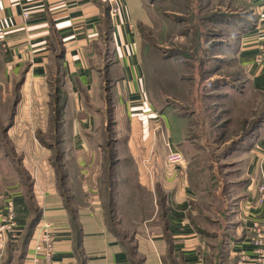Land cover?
Returning a JSON list of instances; mask_svg holds the SVG:
<instances>
[{"label":"crops","instance_id":"0c3cea01","mask_svg":"<svg viewBox=\"0 0 264 264\" xmlns=\"http://www.w3.org/2000/svg\"><path fill=\"white\" fill-rule=\"evenodd\" d=\"M247 1L254 18L239 30L234 54L252 88L264 93V66L255 60L264 54V0ZM10 108L11 122L0 128V209L13 201L21 234L2 251L0 264H34L42 222L52 224L55 262L136 263L108 224L101 166L107 156H115L110 200L115 208L131 204L140 264H169L167 255L181 264H237L241 254L246 264H258L251 239L254 222L264 223V120L235 153L241 157L232 182L236 203L217 254L209 255L191 219V160L175 166L161 153L166 137L185 154L191 148L189 119L149 97L131 0H119L114 16L106 0H0V118ZM144 141L142 164L135 149ZM35 209L40 221L28 234Z\"/></svg>","mask_w":264,"mask_h":264},{"label":"rangeland","instance_id":"374dc122","mask_svg":"<svg viewBox=\"0 0 264 264\" xmlns=\"http://www.w3.org/2000/svg\"><path fill=\"white\" fill-rule=\"evenodd\" d=\"M252 7L247 0H131L149 97L161 110L189 119L191 148L186 154L182 147L176 148L184 154L185 163L191 160L187 172L196 194L191 219L205 239L209 255L217 254L218 249H213L220 247L236 203L237 187L232 182L238 176L241 157L235 153L246 135L264 120V93L252 88L234 54L239 28L246 19L254 18ZM19 94L14 91L11 97L18 99ZM7 110L0 118L1 131L11 122L13 110ZM109 127L115 129V125ZM158 132L163 138L161 126ZM163 141L161 153L168 154L174 146L167 137ZM141 148L135 150L139 162L145 164L139 154L147 150L146 141ZM114 157H105L101 164L106 170L103 196L107 220L127 244L135 264H140L133 250L136 226L128 209L131 204H123L122 210L110 200L114 187L109 164ZM148 197L144 190L145 207ZM148 212L145 208L143 216ZM167 261L181 264L168 255Z\"/></svg>","mask_w":264,"mask_h":264},{"label":"built area","instance_id":"2783aa9c","mask_svg":"<svg viewBox=\"0 0 264 264\" xmlns=\"http://www.w3.org/2000/svg\"><path fill=\"white\" fill-rule=\"evenodd\" d=\"M22 2L24 0H17ZM110 7L112 16L119 11V0H106ZM257 63L264 66V54L258 53L255 57ZM167 161L171 165L180 166L185 163L184 154L177 148H170L167 154ZM259 200L264 202V183L259 187ZM38 231L34 237L33 243V261L34 264H62L53 259L55 250V241L52 230V224L42 222L38 224ZM252 242L256 246L258 264H264V223L255 221L252 227ZM21 229L16 222L15 207L12 200H9L3 209H0V255L2 251L11 242L17 241L20 237ZM248 261L246 255L241 254L237 264H246Z\"/></svg>","mask_w":264,"mask_h":264},{"label":"trees","instance_id":"16d2710c","mask_svg":"<svg viewBox=\"0 0 264 264\" xmlns=\"http://www.w3.org/2000/svg\"><path fill=\"white\" fill-rule=\"evenodd\" d=\"M108 26V25H107ZM240 30H241V27L239 28ZM58 111V113L60 114V109L59 110H57ZM59 114H57V117L59 116ZM258 127V125L254 128V129H256ZM58 159H59V157H57V159H56V164H57V166H60L59 164V162L60 161H58ZM59 168V170H60V168L61 167H58ZM33 213H34V215H33V219L31 220V223H30V227H29V233L28 234H30L31 232H32V230L34 229V228H36L37 227V224L39 223V221H40V214H39V212L35 209L34 211H33Z\"/></svg>","mask_w":264,"mask_h":264}]
</instances>
